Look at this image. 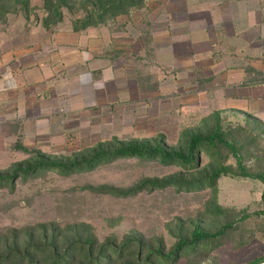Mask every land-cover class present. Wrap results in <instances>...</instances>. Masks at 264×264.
Listing matches in <instances>:
<instances>
[{"label":"rangeland","instance_id":"1","mask_svg":"<svg viewBox=\"0 0 264 264\" xmlns=\"http://www.w3.org/2000/svg\"><path fill=\"white\" fill-rule=\"evenodd\" d=\"M42 1H28L27 6L39 8ZM84 1L72 0L71 9H65L64 15L69 19H82L81 14L71 12L83 9ZM21 4L26 5L24 0H0L2 36H12V9H19ZM237 5H264V0H141L125 7L123 14L112 16L103 24L91 25L108 26L119 38L123 37L122 31L132 39L140 37L141 53H132L130 45V53L120 59L119 66L126 70L129 81L122 87L125 79L121 86L118 78L113 100L100 101L89 110H73L67 114L62 132L45 135L39 124L22 127L14 123L6 125L0 120V175L10 174L13 168L36 155L65 163L76 153L114 140L153 142L162 139L168 147L179 149L184 146L185 135L211 123L215 112L222 117V124L231 126L234 133L239 125L245 128L238 138L243 143L248 142L243 151L246 166L254 171L264 168V135L255 141L249 138L250 132V136L261 132L258 127L264 125L260 117L263 115L200 105L199 93L206 89L212 96L211 90L217 81L203 77L195 68L197 62L188 71L186 64L190 54L186 53L184 37L173 39L177 40L174 45L177 52H173L170 34L165 32L171 27L170 18L167 20L169 14L181 25L173 32L184 31L185 18L192 27H200L203 22L208 23L207 15L214 9H232ZM24 16L29 18L30 15L25 12ZM206 48L199 42L194 43L193 59L207 56L211 51ZM245 118H250L251 125H246ZM227 162L235 166L231 156ZM212 163V158L201 153L199 170L186 172L177 165L121 158L78 173L64 175L47 171L16 176L12 186H0V239H10L12 232V244H20L27 239V233H31L36 241L41 229L57 235V240L89 238L98 244L119 246L127 239H135L143 244V259L151 249L168 252L180 238L190 237L194 225L213 232L229 222L232 230L215 248L209 252L183 254L171 264H250L261 257L259 264H264V216L255 214L262 209V182L222 176L215 187L194 190L144 184L165 182L173 177L188 181L198 177L199 171ZM242 216L245 218L240 220ZM128 260L131 262L130 258Z\"/></svg>","mask_w":264,"mask_h":264},{"label":"crops","instance_id":"2","mask_svg":"<svg viewBox=\"0 0 264 264\" xmlns=\"http://www.w3.org/2000/svg\"><path fill=\"white\" fill-rule=\"evenodd\" d=\"M18 7L12 9V36L0 34L3 123L22 127L39 124L45 135L62 132L67 114L113 100L118 78L121 86L125 79L122 87L129 81L126 70L119 66L120 59L130 53V45L132 53H141L140 37H127L126 31H122V38L116 37L105 25L74 30L73 20L77 18L66 17L65 8L62 18L47 28L42 24L41 6ZM25 12L29 18L24 16ZM71 13L79 15L81 11ZM207 16L208 23L203 22L200 27H192L185 18L184 31L173 32L181 25L169 14L171 27L165 31L170 34L171 47L177 42L175 37H184L186 53L190 54L188 71L197 62L195 68L203 77L217 81L212 96L206 89L199 93V104L264 116V5L220 7ZM153 28L156 30L155 25ZM197 42L211 52L194 60L191 47ZM173 52H177L176 47ZM263 116L260 117L264 120Z\"/></svg>","mask_w":264,"mask_h":264},{"label":"trees","instance_id":"3","mask_svg":"<svg viewBox=\"0 0 264 264\" xmlns=\"http://www.w3.org/2000/svg\"><path fill=\"white\" fill-rule=\"evenodd\" d=\"M139 1L141 0H86L82 6L83 9L80 10L82 19L73 20V29L95 25L96 22L103 24L104 20L123 14L125 7ZM24 3L27 4L26 0ZM72 3H74L72 0H43V26L49 28L59 21L62 18V9H71L69 6L71 7ZM212 119V122L203 129L187 133L184 146L179 149L168 147L162 139L153 142L114 140L76 153L65 163L50 161L43 155H36L35 158L24 161L21 166L13 168L10 174L0 175V186H12L16 176H28L47 171L64 175L78 173L93 169L102 162L121 158L158 161L166 166L177 165L186 172H194L199 170L201 153L212 158L213 163L199 171L198 177L188 181L173 177L165 182L147 181L144 184L153 187L172 185L178 190H194L204 186L213 188L222 176L256 179L264 184V168L254 171L245 164L243 151L248 147V142L243 143L238 138L245 128L239 125L234 133L231 126L225 127L222 124V117L217 112L213 114ZM245 121L246 125H251L248 123L250 118H245ZM258 128L261 129L259 135L250 136L252 132L249 133L252 141L261 134L264 135V125ZM230 156L235 161V166L227 162ZM260 198L262 209L255 214L264 216V189ZM245 216H242L240 220ZM231 230L232 223L229 222L223 223L213 232L201 228L200 225H194L189 238H180L168 252L151 249L143 259H141L143 244L140 240L127 239L119 246L98 244L89 238L57 240V235L41 229L36 241L33 238L35 235L27 233V239L22 243L12 244V232H10V239H0V264H110L112 262L132 264L133 260L136 264H171L183 254H193L197 251L209 252L218 242L228 237ZM136 246L137 251H134ZM96 249L97 254H94ZM262 259L263 257L257 258L250 264H259Z\"/></svg>","mask_w":264,"mask_h":264}]
</instances>
